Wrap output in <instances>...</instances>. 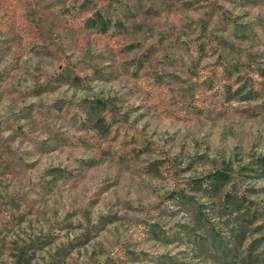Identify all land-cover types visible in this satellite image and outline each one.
Wrapping results in <instances>:
<instances>
[{
    "label": "rangeland",
    "instance_id": "obj_1",
    "mask_svg": "<svg viewBox=\"0 0 264 264\" xmlns=\"http://www.w3.org/2000/svg\"><path fill=\"white\" fill-rule=\"evenodd\" d=\"M0 264H264V0H0Z\"/></svg>",
    "mask_w": 264,
    "mask_h": 264
},
{
    "label": "trees",
    "instance_id": "obj_2",
    "mask_svg": "<svg viewBox=\"0 0 264 264\" xmlns=\"http://www.w3.org/2000/svg\"><path fill=\"white\" fill-rule=\"evenodd\" d=\"M92 21V25L95 26H99L101 27L103 30H106L109 28L110 24H111V20L107 19L105 17V14H102L100 12L96 13L94 15V17L91 19Z\"/></svg>",
    "mask_w": 264,
    "mask_h": 264
}]
</instances>
